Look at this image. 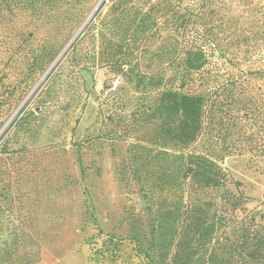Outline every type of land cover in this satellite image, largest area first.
Returning <instances> with one entry per match:
<instances>
[{
  "label": "rangeland",
  "instance_id": "374dc122",
  "mask_svg": "<svg viewBox=\"0 0 264 264\" xmlns=\"http://www.w3.org/2000/svg\"><path fill=\"white\" fill-rule=\"evenodd\" d=\"M114 1L47 0L38 13L0 0V264H148L128 235L135 226L148 230L158 197L172 199L156 187V159L169 162L172 145L161 144L158 124L139 122L159 88L137 87L111 68L122 58L156 67L160 58L135 57L137 42L113 44L125 19L94 34L85 29L109 22ZM159 2L129 0V13ZM187 2L203 3L195 26L213 33L229 58L263 69L257 93L264 94V0ZM157 17L165 35L170 25L164 31ZM159 32L148 38L153 52ZM25 111L33 116L18 126ZM220 134L217 145H232L218 160L230 187L240 181L246 211L264 210V131L244 123ZM208 144L202 139L198 149ZM136 160L144 161L142 185ZM108 234L120 241L115 258L95 252Z\"/></svg>",
  "mask_w": 264,
  "mask_h": 264
},
{
  "label": "trees",
  "instance_id": "16d2710c",
  "mask_svg": "<svg viewBox=\"0 0 264 264\" xmlns=\"http://www.w3.org/2000/svg\"><path fill=\"white\" fill-rule=\"evenodd\" d=\"M14 1L19 9L40 13L47 0ZM128 1L115 0L109 22L94 20L85 29L94 34L104 23L121 24L125 19L126 26L113 44L120 48L137 42L142 51L137 49L135 57L160 58L156 67L122 58L111 61V68L128 75L137 87L159 88L156 102L142 111L139 122L158 124L161 144L170 143L173 154L169 162L156 159V187L172 199L158 197L148 230L133 227L129 240L148 264H264V210L246 211L249 198L239 188L240 181L231 188L218 161L232 145H217L222 131L229 135L244 123L255 126L258 133L264 131V94L257 93L263 69L233 61L213 33L196 28L203 3L190 6L187 0H162L144 13L130 14ZM157 14L164 31L170 25L165 35L157 28ZM157 32L162 46L153 52L147 43ZM33 113L25 111L16 124L22 125ZM243 136L250 139L252 135ZM202 139L209 144L200 150ZM167 152L164 147L161 153ZM143 162L136 160L132 169L141 185ZM119 243L108 234L105 246L95 252L106 251L115 258Z\"/></svg>",
  "mask_w": 264,
  "mask_h": 264
}]
</instances>
